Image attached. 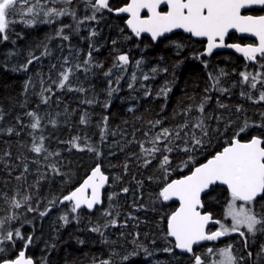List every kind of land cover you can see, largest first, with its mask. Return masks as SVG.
Returning a JSON list of instances; mask_svg holds the SVG:
<instances>
[{"label":"trees","instance_id":"16d2710c","mask_svg":"<svg viewBox=\"0 0 264 264\" xmlns=\"http://www.w3.org/2000/svg\"><path fill=\"white\" fill-rule=\"evenodd\" d=\"M127 2L112 0L110 6L115 9ZM82 6L83 2L78 1L69 8L77 13ZM15 19L17 22L11 25L10 40L0 43V115L3 116L0 120V217L9 213L5 196H15L17 199L25 195L31 197L27 205L15 210L18 219L11 224L13 229L19 228L25 236L33 237L32 244L26 249L27 255L35 264H100L101 260H108L110 264H152L143 249L151 247L152 251L154 247L159 249L158 259L167 264H191L190 256L179 254L177 250L170 255L161 253V242L160 245L152 246L160 233L166 234L167 216L176 209L177 204L158 201L159 190L165 183L163 173L159 170L161 154H157L145 167L139 145L161 128L175 130L186 120L191 121L189 129H186L190 132L191 124L201 116L196 109L205 97H210L203 113L209 136L205 147L193 153L196 164L205 162L222 150L245 118L260 122V114L264 111L254 109L248 104L250 100L241 95L237 76L229 66L231 60L226 59L225 65V58L221 54L218 63L223 69L210 66L212 72L209 74L213 77L222 76L218 87L228 90L223 93L224 96H220L217 94L221 92L211 87L214 81L209 79V74L193 58L191 51H183L188 44L178 49L172 38L160 40L157 44L148 38L126 39L131 34L126 28L124 17H116L104 11L87 28L81 25L79 33L65 28L63 34L69 35L68 41L58 36L57 32L61 25L73 24L70 16L63 17L60 22L35 27L22 23L25 17L16 16ZM93 29L98 35L90 38ZM13 40L15 44L11 42ZM113 41L116 43L113 44ZM90 44L93 45L91 70L76 71L74 65L87 58ZM45 47L49 55H42ZM193 47L195 55L200 46L197 43L188 46L189 49ZM30 53L40 59L29 65L26 72L13 71V68L18 69L26 63ZM119 53L127 54L130 58L126 73L113 68L115 56ZM65 58L69 61L68 65L64 64ZM137 60H143L140 69L135 65ZM96 64L103 66L95 67ZM64 67H73L74 74L70 76L69 82L73 88L85 89L84 92L57 90L53 81L60 79L59 73ZM153 67L158 69L157 73L151 72ZM110 69L112 75L105 76L104 73ZM221 70L225 75H221ZM133 72L140 77L146 73L154 78L145 83L138 78L134 87L129 89ZM121 74L123 79L117 84L116 77ZM29 79L31 83L25 92L24 86ZM110 80L112 87L118 88L111 97L108 96ZM48 87L53 89L54 94L44 92L45 97H51L45 104L42 102L41 91ZM163 87L171 88L167 99L157 97ZM148 89L151 95L145 96ZM87 100L93 103H85ZM218 101L228 107L220 108ZM237 106L243 110L236 112ZM189 107L192 111L185 116L183 112ZM30 111L41 118V128L36 132L30 127L33 122L27 115ZM82 116L87 121L85 124L80 123ZM216 117L223 119L217 121ZM156 120L162 123L153 128L149 121ZM227 120L231 122L230 127L227 126ZM51 121H55V125ZM9 128L13 129L12 134H8ZM146 132L149 134L147 137ZM261 132L264 130L251 128L240 138L247 140ZM102 133L106 142L100 139ZM33 136H43L47 152L53 155L48 156L47 152L40 155L33 153L30 150ZM74 137H79L75 143L84 150L73 147ZM174 143L177 150L170 154L173 171L168 177L169 181L189 174L192 167L190 164L183 171L179 170L177 166L187 158V154L179 150L183 140ZM87 144L96 148L100 155L87 151ZM98 164L110 178L103 206L94 213L86 210L72 213L70 202L60 203V200L75 189ZM25 165L27 172L24 171ZM52 165H55L58 172L52 170ZM18 176L21 177L19 180L16 179ZM124 188L129 191L124 193ZM109 196H112L111 200ZM204 201V209L214 218L221 219L229 196L226 189L216 186L213 195L205 196ZM258 201V204L264 202ZM28 206L35 211L28 212ZM136 206L148 208L144 217L146 222L138 226L128 219H121ZM40 212L47 214L41 216ZM105 212L111 215L105 216ZM64 215L68 216V223L61 219ZM118 216V226L103 227ZM93 227H100L103 235L90 231ZM259 241L264 242V239L260 237ZM22 244V241H17L15 248L9 245L7 251L0 255L14 258ZM235 244L240 250V256L245 259L247 251L243 240ZM203 248L196 249V252L199 253ZM259 251H254L258 257L256 262L264 264V256L257 255ZM124 256L129 258L124 260ZM252 259L244 260L243 264H253Z\"/></svg>","mask_w":264,"mask_h":264},{"label":"snow or ice","instance_id":"6c2138e0","mask_svg":"<svg viewBox=\"0 0 264 264\" xmlns=\"http://www.w3.org/2000/svg\"><path fill=\"white\" fill-rule=\"evenodd\" d=\"M88 7L91 9V15L84 18H77L75 10L69 7L72 5L73 0H0V43L10 40L11 25L17 21L16 16L30 17L23 19L21 22L26 26H34L37 20L42 23L52 24L58 19L70 16L73 20L72 25H61L58 29L57 35L63 40L68 41L69 35L63 34L65 28H71L74 32L79 33L80 26L87 21H97L98 14L104 11L115 12L116 15L122 13L128 15L126 20L127 29L131 35L126 39H140L144 34H148L153 42L165 37L166 34L173 33L176 30H182L184 33L189 34L191 37L205 38L207 41L206 50L200 55L211 56L215 49L231 48L236 52L241 53L246 61L259 64L260 69H264V15L247 14L249 10L259 9L264 11V0H129V2L118 8L110 6L109 0H85ZM53 5L49 7L48 5ZM61 5L55 7V5ZM27 5V7H25ZM142 13H144L142 15ZM42 17V19H41ZM123 31V29H122ZM251 35L258 40V44H247L241 46L238 43H227L226 38L230 32ZM98 35L93 29L90 32V38ZM15 44V41H11ZM116 41H113L115 44ZM176 47L180 49L182 46L177 44ZM90 51L87 58L82 63L74 65L76 71L83 70L88 72L92 66V49L93 45H89ZM98 51L99 49H94ZM45 47L42 55H49ZM11 55V54H10ZM198 58V57H197ZM40 57L29 54L26 63L20 68H13V71H27L28 66L33 64L34 61L39 60ZM131 63L127 54L119 53L115 56V63L113 68L118 69L121 73L127 72V66ZM143 60L135 61L137 69ZM64 64L68 65L67 58ZM101 64H96L95 67H102ZM53 67H55L53 65ZM205 67L207 63L205 62ZM158 69L153 67L152 73H157ZM167 71V69H163ZM74 74L73 67H64L63 71L59 73L60 79L53 81L57 90L67 89L68 91L84 92L83 88H73L70 84V76ZM105 76H111L112 70L104 73ZM221 75H225L221 70ZM241 83L247 84L250 89L249 92H241V95L246 97L254 104L264 103V72L257 71L254 73L249 71H242L239 73ZM150 78L148 74H143L140 79L147 81ZM123 79V75L116 77V83L119 84ZM138 77L136 72H133L130 77L129 89L134 87V83ZM209 79L214 83L211 85L213 89L220 91L222 94L228 91L225 88L218 87L220 84L219 77H213L209 74ZM31 79L25 83V92L27 91ZM43 84V81H41ZM261 85L260 90L257 85ZM141 87H144L141 84ZM53 93V89L48 87L42 88L41 97L42 102L47 104L50 96L45 97L44 92ZM118 88L112 87V81H109L108 96L111 97ZM171 91L170 87H163L157 93V97L167 99L168 93ZM206 91H208L206 89ZM258 91V96H253L251 93ZM151 95V90L145 92V96ZM210 97H205L204 102L199 104L197 111L201 113L200 117L196 118L195 123L189 124L191 121H185L183 124L177 126L175 130L167 127L161 128L154 136L148 140L140 142V150L144 155V166L152 162L157 154H161L159 170L163 173L165 183L159 190L158 201L167 203L170 201H178L179 206L167 216V229L166 237L171 238L174 242L173 247H166L163 251L171 254L174 250L178 249L181 253L188 254L191 258V264H243L244 257H237L233 252L231 244L214 249L207 247L204 254H197L195 246L201 245L204 242H215L223 237L236 234L243 238L245 249L249 245V237H255L258 233H264V211L257 212L256 205L259 200H264V132L258 135H252L247 140H241V136L248 133L251 128H258L264 130V112L261 115V121L255 122L245 118L238 126L237 130L229 138L226 146L222 150L217 151L206 162L196 164L195 153L198 149H202L208 143L206 139L209 136V128L205 123L203 116L205 103ZM85 103L92 104V100L84 101ZM220 108L228 107L225 104L217 102ZM108 107V104H105ZM243 109L240 106L236 107V112H241ZM132 111V109H129ZM192 108L186 109L183 114L187 116ZM27 115L32 118L30 124L33 132L40 130L41 118L35 112H28ZM3 116L0 115V120ZM217 121L223 117H216ZM87 121L84 116L81 117L80 123L85 124ZM55 125V121H51ZM104 123H107V117H104ZM161 120L149 121V124L156 128L161 125ZM228 127L231 122H228ZM8 134H12L13 129H7ZM181 133H184L181 136ZM114 134V133H113ZM18 135V133H17ZM149 134L146 132L145 136ZM102 133L101 140H104ZM43 136H33L31 151L37 155L46 153L47 149L44 145ZM79 137L73 138V147L78 150H84L83 147L76 144L75 141ZM183 140V145L179 150L187 154V158L182 160L177 167L179 170L188 168L189 174L184 175L182 178L168 180L173 168L171 167L172 161L170 154L177 150L174 141ZM147 145H150L146 147ZM87 151L96 152L99 156L100 153L96 148L90 144L86 145ZM59 153H56L58 155ZM10 155V153H5ZM48 156L53 155L47 152ZM151 157V158H149ZM47 158V156L45 157ZM52 170L58 172L55 165H52ZM127 169V164H125ZM27 172V165L24 167ZM21 177H16L19 180ZM108 177L101 171L100 165H96L92 170L91 175L83 181V183L74 191L64 195L60 203L70 202V211L78 213L82 208L92 211L96 205L102 203L101 190L105 187ZM217 185L225 186L229 196L224 217L230 218L231 224L227 225L221 220H214L210 213H202L201 209L204 207V200L202 197H211ZM124 193L129 191L128 188L122 190ZM19 193H17V196ZM30 196H23L22 199H17L15 196L9 198L4 197V200L9 205V213L6 216L0 217V254L7 251V247L11 245L15 248L17 241H22V247L17 251L14 258H5L0 255V264H35L34 260L26 255V249L32 244L33 237L31 235L25 236L19 228L13 229L11 224L18 219V214L15 210L20 209L28 204ZM112 199V196H109ZM51 203H55L52 201ZM264 208V206H262ZM28 212L35 211L34 208L28 206ZM46 212H40L41 216L46 215ZM105 216H110V212H105ZM61 219L68 223V216L64 215ZM216 224L219 227L216 230H209V224ZM117 226V221L112 219L108 221L103 227ZM90 231L100 233V227H93ZM82 243V241H81ZM148 255L147 248L143 249ZM209 257L216 256L219 259L206 261L203 256ZM258 256H264V245L260 246ZM248 258H252L253 253L247 251ZM129 257L124 256L123 259L127 260ZM100 264H110L108 260H101Z\"/></svg>","mask_w":264,"mask_h":264},{"label":"flooded vegetation","instance_id":"af4514ba","mask_svg":"<svg viewBox=\"0 0 264 264\" xmlns=\"http://www.w3.org/2000/svg\"><path fill=\"white\" fill-rule=\"evenodd\" d=\"M128 2H129V0H128ZM247 14L264 15V11H261L259 9H254V10H249L247 12ZM142 38H147V37H142ZM167 38H172V40L175 41V43H176L175 46L177 44H179L181 46H184L185 44H188V46H193L194 43H197L200 46V48L198 50H196L195 55H194V47L189 49L188 46H185V49H183V51H187V52L191 51L193 58H195V59H197L199 61V64L202 65V68L204 69L206 74H209L210 72H212V71H210V66L211 65L216 66L217 69H223L222 66H220L221 64L218 63L219 55L222 54L224 56V58H225L224 63L226 62V59H230L231 61H230L229 66L232 67L231 69L234 71V73H235V75L237 76V79H238L237 83L239 84V87L241 88V90L244 91V92H249L250 89L248 88L247 84H242L241 83V78L239 77V73L242 72V71H249V72H252L254 74L257 71L264 72V69H260L259 68V64H254V63L248 62V61L245 60V58L243 56L237 55L233 51L217 50V51H214L211 56L200 55L201 53H203L206 50V45H207L206 39L204 40V39L191 37L189 34L184 33L182 30L174 32L171 36H168L165 39H167ZM226 42L227 43H238V44H241V46H244V45H247V44H258L257 38H255V37H253L251 35H248V34H240V33H236V32H230L228 37L226 38ZM205 62L207 63V67H205ZM225 65H226V63H225ZM257 86H258V90H260L262 88V86L259 85V84ZM253 96H258V91H254L253 92ZM176 204H177V207H178L179 206L178 203H176ZM203 212H207V211L204 209ZM222 221H224V218L222 219ZM218 227H219V225H217L215 227H211L209 230H216ZM236 238L238 240H240V239L243 240V238H240V236H238L236 234H233V235H230L225 240H222L221 242H219L217 244H207V245H204L202 247H207V246H211V245L216 246V245H219L221 243H222V245L231 244L232 246H234L235 245L234 243L237 241ZM255 245L256 244H253V243L251 244L250 243L248 245L247 250L244 247L245 251H251L253 253V256H252L253 257V259H252V263L253 264H257L256 260L258 259V257L254 253V251L257 250V249H254V247H256ZM198 248H201V247H198ZM198 248H196V249H198ZM199 253L197 252V254H199ZM182 255H188V254H182Z\"/></svg>","mask_w":264,"mask_h":264},{"label":"rangeland","instance_id":"374dc122","mask_svg":"<svg viewBox=\"0 0 264 264\" xmlns=\"http://www.w3.org/2000/svg\"><path fill=\"white\" fill-rule=\"evenodd\" d=\"M78 1H80V2H83V6L81 7V9H80V11H78L77 13H76V16H77V18H84L85 16H89V15H91V9L88 7V5L86 4V2H85V0H73V3H72V5L74 4V2H78ZM72 5H70V6H67V7H71ZM49 7H52L53 5H51V4H49L48 5ZM61 5H59V4H57V5H55V7H60ZM98 16H99V14H98ZM25 18L26 19H29L30 17H27V16H25ZM41 19H42V17H41ZM63 20V17L62 18H60V19H58L56 22H60V21H62ZM95 23L96 21H87V22H85L84 24H82V27L83 28H87L91 23ZM44 25V24H46V23H42V22H40V20H37V22L35 23V25L34 26H31V27H35V26H37V25ZM65 30V29H64ZM202 66V65H201ZM137 68V67H136ZM140 69V68H139ZM208 75V74H207ZM131 77V76H130ZM137 77L138 78H140V76L139 75H137ZM217 77H219V79L221 80L222 79V76H217ZM239 77H240V75H239ZM241 78V77H240ZM138 80V79H137ZM137 82V81H136ZM135 82V83H136ZM135 83H134V85H135ZM144 83H145V81H144ZM257 89H258V86H257ZM216 93H217V91H215ZM254 92V91H253ZM253 92L251 93L252 95H253ZM202 95H204V94H202ZM217 95H220V96H224L222 93H218ZM222 103H224V102H222ZM248 104H251L252 105V107L254 108V109H257L258 111H264V103H261V104H254V103H252L251 101H250V103H248ZM260 202V201H259ZM258 202V203H259ZM257 203V205H256V211L257 212H261V211H264V209H260V208H262V206H264V202H262V203H260V204H258ZM227 206V205H226ZM226 206L224 207V212H225V209H226ZM147 209L148 208H145V207H139V206H136V207H133V209L132 210H130L125 216H123L121 219H123V220H127L128 219V221H131V223L133 224V225H136V226H138V225H140V223H142V222H146L145 221V219H144V217H145V214H146V212H147ZM224 212H223V214H222V218H221V221H222V219L224 218V221H222L223 223H225V224H227V225H230L231 224V219L230 218H228V219H225V217H223L224 216ZM76 214V213H75ZM116 221H117V226H118V222L120 221V216H118V217H116V219H115ZM125 225H126V222H125ZM117 232V231H116ZM165 233H162V235H161V233H160V235L158 236V239H156V240H154L153 242H152V246L153 245H157V244H159L160 245V242H161V248L162 249H160V250H162V252L161 253H164V254H166V255H170L169 253H167V252H165V251H163V249L164 248H166V247H173L174 246V244H173V242L170 240V238H168V237H166V234L164 235ZM262 235L264 236V233H258L255 237H249V244L251 243H253V244H256L255 246V249H260V246L261 245H264V242H260L259 240H260V237H261V240H262V238L264 239V237H262ZM238 238V237H237ZM236 238V239H237ZM241 238V237H240ZM235 239V240H236ZM241 240V239H240ZM159 241V242H158ZM237 241H238V239H237ZM233 244V243H232ZM235 244V243H234ZM225 246H227V245H222V243H221V245H216V246H213V245H211V246H207V247H213L214 249H218V248H222V247H225ZM207 247H205V248H203V250L199 253V254H201V255H203L204 254V252H205V250H206V248ZM257 251H259V250H256V252ZM148 252H150V253H152V255H147V259H149L151 262H152V264H167L166 262H164V261H162V260H160V259H158V256H159V249L158 248H154L153 247V249H152V251H151V247L150 248H148ZM233 252H234V254L237 256V257H241L240 256V254H239V252H240V250H238V247H237V245L235 244L234 246H233ZM172 254V253H171ZM203 258L206 260V261H209L210 259H212V260H215V259H219V257H216V256H212V257H209V256H207V255H204L203 256ZM246 259H249L248 258V256L244 259V260H246Z\"/></svg>","mask_w":264,"mask_h":264},{"label":"water","instance_id":"95a60500","mask_svg":"<svg viewBox=\"0 0 264 264\" xmlns=\"http://www.w3.org/2000/svg\"><path fill=\"white\" fill-rule=\"evenodd\" d=\"M109 2H111V0H109ZM124 6H125V5H124ZM122 7H123V6H122ZM109 13H110V12H109ZM111 14L114 15V16H116V17H125L126 20L128 19V15H127V14H124V13H122V14H120V15H116L115 12H111ZM143 14H144V13H142V15H143ZM125 25H126V21H125ZM126 28H127V25H126ZM128 31H129V30H128ZM176 31H179V29L176 30ZM176 31H174V32H176ZM174 32H173V33H174ZM233 32H234V31H233ZM129 33H130V31H129ZM173 33L166 34L165 37L160 38L159 40L155 41L154 43L157 44L160 40H163V39H165L166 37L171 36ZM130 34H131V33H130ZM142 37H147V38H149V39L151 40V37H150L148 34H144ZM142 37H141V38H142ZM141 38H140V39H141ZM195 38H196V37H195ZM135 39H136V38H135ZM199 39H204V40H205V38H199ZM151 41H152V40H151ZM217 50H229V51H233V52H235L237 55L243 56L241 53H238V52L235 51V49H231V48L215 49L214 51H217ZM214 51H213V52H214ZM205 162H206V161H205ZM203 163H204V162H203ZM100 167H101V171L103 172V174L106 175V176L108 177V181L106 182L105 187L101 190V193H102V195H101L102 203L99 204V205H96L95 208H94L92 211H88L87 209L82 208V209L86 210V211L89 212V213H94L98 207H102V206H103V204H104V193H105V190H107V188L109 187V181H110V178H109V176L104 172V170H103V168H102L101 165H100ZM94 168H95V167H94ZM94 168H93V169H94ZM93 169H92V170H93ZM92 170L90 171V173L88 174V176L91 175ZM88 176H87L85 179H87ZM180 178H182V177H180ZM85 179H84V180H85ZM177 179H179V178H177ZM84 180H83V181H84ZM83 181H82V182H81L76 188H78V187L83 183ZM217 186L226 189L225 186H222V185H217ZM214 187H216V186H214ZM76 188H75V189H76ZM75 189H73L72 191H74ZM226 190H227V189H226ZM72 191H71V192H72ZM202 199L204 200V197H202ZM258 199H259V198H258ZM173 202L178 203V205H179V202H178V201H170V202H167L166 204L173 203ZM204 208H205V202H204V207L201 209V212H202V213H210V212H203ZM210 214H211V213H210ZM211 215H212V214H211ZM212 216H213V215H212ZM213 219H214V220H219V219L214 218V216H213ZM215 226H217V225H216V224H211V223H210V224L208 225V229H210L211 227H215ZM229 236H230V235H229ZM229 236L223 237L222 239H220V240H218V241H215V242H204V243L201 244V245L195 246V249L198 248V247H200V246H203V245H205V244H217V243L221 242L222 240H225V239H226L227 237H229ZM170 239H171V238H170ZM176 250H177L180 254H185V253H181L178 249H176ZM26 255H27V252H26ZM34 262H35V261H34Z\"/></svg>","mask_w":264,"mask_h":264},{"label":"bare ground","instance_id":"6f19581e","mask_svg":"<svg viewBox=\"0 0 264 264\" xmlns=\"http://www.w3.org/2000/svg\"><path fill=\"white\" fill-rule=\"evenodd\" d=\"M39 71H40V69H39ZM41 75H42V74H41ZM48 75H49V74H47V77H48ZM38 76H40V74H39ZM131 104H133V103H131ZM225 121H226V119H225ZM227 122H228V120H227ZM100 139H101V138H100ZM100 139H99V143H101V142H100ZM101 141H102V140H101ZM104 141H105V139H104ZM102 142H103V141H102ZM105 142H106V141H105ZM31 145H32V143H31ZM109 145H110V144H109ZM100 146H101V145H100ZM100 146H99V148L101 149ZM102 146H103V145H102ZM100 149H99V150H100ZM108 150L112 151L111 149H108ZM103 155H104V154H103ZM103 155H102V156H103ZM100 157H101V156H100ZM117 197H118V196H117ZM103 231H105V229H103Z\"/></svg>","mask_w":264,"mask_h":264}]
</instances>
